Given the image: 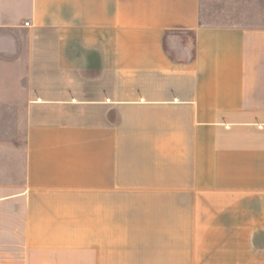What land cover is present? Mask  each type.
Listing matches in <instances>:
<instances>
[{"label":"crops","instance_id":"0c3cea01","mask_svg":"<svg viewBox=\"0 0 264 264\" xmlns=\"http://www.w3.org/2000/svg\"><path fill=\"white\" fill-rule=\"evenodd\" d=\"M6 113L0 244L264 264V23L205 22L201 0H0Z\"/></svg>","mask_w":264,"mask_h":264},{"label":"rangeland","instance_id":"374dc122","mask_svg":"<svg viewBox=\"0 0 264 264\" xmlns=\"http://www.w3.org/2000/svg\"><path fill=\"white\" fill-rule=\"evenodd\" d=\"M202 2V19L208 23L215 24H228V25H254L257 23H264V0H201ZM191 34H183L185 40L190 39ZM170 44L167 40V47ZM14 117L11 113H6V116H0V137L14 136V131L4 132L6 124H11L14 121ZM20 133V129L16 134ZM134 228L131 230L134 232V236L140 235L141 229L139 217L136 218V214H133ZM127 218L125 213L119 214V222L123 223ZM119 232L124 236L125 230L119 228ZM116 251H125L127 246L118 245L114 246ZM141 246H133L134 251H140ZM95 251V245H79L69 246L65 249L52 250L48 246H13L0 244V264H92V256ZM27 253H34L36 256L33 259H24ZM74 253H80L85 256V260H75L72 257ZM13 254L16 256L14 259ZM69 254L71 256L70 261H66V257ZM23 256V257H22ZM23 258L20 261V258ZM83 258V257H82Z\"/></svg>","mask_w":264,"mask_h":264}]
</instances>
